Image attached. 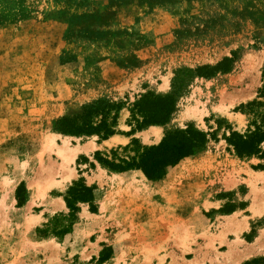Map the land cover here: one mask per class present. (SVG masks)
<instances>
[{
  "label": "rangeland",
  "instance_id": "obj_1",
  "mask_svg": "<svg viewBox=\"0 0 264 264\" xmlns=\"http://www.w3.org/2000/svg\"><path fill=\"white\" fill-rule=\"evenodd\" d=\"M225 56L229 71L198 75ZM263 69L264 0H0V264H209L237 243L222 264L264 256V234L240 251L264 232V157L223 139L245 132L234 107L256 96ZM147 92L174 94V110L124 145L54 129L104 99L130 132ZM187 125L209 134L204 158L168 166L162 183H113L95 159L118 162ZM76 183L89 199L69 198Z\"/></svg>",
  "mask_w": 264,
  "mask_h": 264
},
{
  "label": "trees",
  "instance_id": "obj_2",
  "mask_svg": "<svg viewBox=\"0 0 264 264\" xmlns=\"http://www.w3.org/2000/svg\"><path fill=\"white\" fill-rule=\"evenodd\" d=\"M233 60L232 57L225 56L216 65H203L197 67L196 71L200 76H213L218 71L227 72L230 70ZM261 81L256 96L252 100L234 107V111H240L249 116L245 132L231 130L229 134H223V139L233 148L238 157L250 155L264 157V69ZM174 103V94L172 93L160 95L147 92L143 94L130 110L132 118L136 121V125L130 133L149 125L167 123L174 110ZM120 108V103L98 99L80 114L62 116L55 120L54 129L71 135L96 134L99 140H102L117 132ZM208 135L207 132L193 125H187L183 129L167 130L157 144L143 146L140 152L126 159H118V162L108 160L99 155L98 151L95 152V159L110 170L124 172L129 169H140L148 179L156 180L164 175L168 166H174L181 159L195 156L201 152L209 139ZM210 137L214 139L215 135L210 134ZM134 140L135 138L132 139V141ZM257 167L264 168L262 164ZM22 189L23 184L20 183L16 189V198L19 204L24 201V197L18 195L19 190ZM90 191V187L76 183L75 187L69 191V198L87 200L91 196ZM69 198H66L67 205L72 207ZM242 264H264V256L250 258Z\"/></svg>",
  "mask_w": 264,
  "mask_h": 264
},
{
  "label": "crops",
  "instance_id": "obj_3",
  "mask_svg": "<svg viewBox=\"0 0 264 264\" xmlns=\"http://www.w3.org/2000/svg\"><path fill=\"white\" fill-rule=\"evenodd\" d=\"M234 113H237V112H234ZM240 115H243L242 113H240V112H238ZM124 116H126L125 115V112L124 111H122L121 110V115H120V118H122V117H124ZM119 118V117H118ZM118 118H117V126L116 127H120V125H119V122H118ZM150 126H152V125H150ZM149 126V127H150ZM160 127L162 126V125H159ZM148 128V127H147ZM147 128H145V129H141V130H135V131H133L132 133H130V132H126V133H118V132H115L114 134H112V135H110V136H108L107 138H105V139H102V140H100V142H96L95 144L96 145H101V146H103L104 148H110V147H113V146H119V145H124V144H126V143H128L129 141H130V139L131 138H133V137H136L138 134H139V132L140 131H143V130H146ZM129 131H131V130H129ZM130 133V134H129ZM136 133H138V134H136ZM162 133V132H161ZM64 135V134H63ZM68 137L69 138H71L72 136L71 135H68ZM118 138V139H120V141H117L116 143H114V144H107L108 143V141H112L114 138ZM140 137V136H139ZM158 142V141H157ZM71 145H73V143H71ZM204 150V149H203ZM203 150L201 151V152H199L197 155H195V156H190V157H185V158H183V159H181L177 164H182V163H186V161H192V160H194V159H203L204 158V156H202V152H203ZM195 161V160H194ZM217 160H215V162H216ZM222 163L223 164H225L226 163V161H223L222 160ZM228 163V162H227ZM176 164V165H177ZM218 167V166H217ZM224 168V171L222 172V171H219L218 173H217V175L218 176H220V175H222V174H224L225 173V171H229L230 169H231V167L229 166V165H221V168ZM262 171V170H261ZM220 173V174H219ZM107 178H108V180L109 181H112L113 183L115 182H117V180H119V179H123L124 180V182H126V183H131V184H134L135 185V183L134 182H132V179H138V180H140V181H142L143 182V185H148V183H153L154 182V184H157V183H162L161 182V179H156V180H151V179H148L144 174H143V172L140 170V169H130V170H128V171H124V172H119V171H114V170H108L107 171ZM109 181L107 182V180H106V183L107 184H109ZM148 182V183H147ZM103 188L105 187V186H102ZM102 193H103V191H102Z\"/></svg>",
  "mask_w": 264,
  "mask_h": 264
},
{
  "label": "bare ground",
  "instance_id": "obj_4",
  "mask_svg": "<svg viewBox=\"0 0 264 264\" xmlns=\"http://www.w3.org/2000/svg\"><path fill=\"white\" fill-rule=\"evenodd\" d=\"M153 129V128H152ZM151 130V129H150ZM154 131V129L152 130ZM151 132V131H149ZM145 133V132H144ZM153 133H155L156 135L155 140L156 142L160 140L161 138V131H160V127H157L156 131H154ZM152 133V134H153ZM147 134V133H146ZM148 136V135H147ZM145 139V137L143 138ZM148 139V138H147ZM154 140V141H155ZM152 142V141H151ZM264 234V232L262 231L259 235V237L257 239H255L254 243L249 247V246H245L242 248V250H240L242 253H250L255 251L256 249H258L259 246V240H260V236H262ZM238 244V243H237ZM237 244L235 245H229V249L223 253H215L214 257H212L211 259H207L209 261V264H222L224 263L226 260H228L230 258V256L232 255L233 251L236 250L237 248L235 247ZM210 252V250H209ZM213 253V252H212ZM240 253V252H239ZM240 255V254H238ZM202 256L200 254H195V257L187 264H203V259L201 258ZM204 258V257H203ZM235 258V257H234ZM237 259V257H236ZM205 260V259H204ZM232 261V259H231ZM227 262V261H226ZM228 263V262H227Z\"/></svg>",
  "mask_w": 264,
  "mask_h": 264
}]
</instances>
